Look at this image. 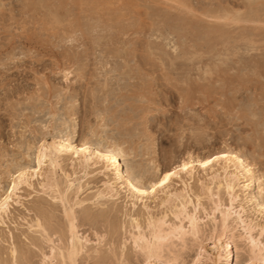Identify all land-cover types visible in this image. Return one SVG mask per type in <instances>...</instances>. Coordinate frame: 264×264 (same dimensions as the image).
<instances>
[{
    "label": "rangeland",
    "instance_id": "1",
    "mask_svg": "<svg viewBox=\"0 0 264 264\" xmlns=\"http://www.w3.org/2000/svg\"><path fill=\"white\" fill-rule=\"evenodd\" d=\"M66 136L91 150L120 148L123 167L144 173L145 184L155 168L233 151L264 187V0H0V195L17 169L36 167L39 144ZM60 163L82 186L67 193L70 204L84 201L72 210L77 234L89 241L75 264L262 263L236 214L221 224L201 170L185 189L198 233L171 237L147 259L132 243L131 221L143 229L149 214L186 230V219L172 216L173 201L161 203L159 191L151 201L133 199L117 181L119 193L97 206L90 197L113 182L112 172L96 165L83 177L67 157ZM43 170L19 186L0 218V264H70L57 257L68 223ZM179 181L172 178L171 193L183 190ZM240 181L234 211L264 245V211L246 202ZM218 197L228 207L225 194Z\"/></svg>",
    "mask_w": 264,
    "mask_h": 264
},
{
    "label": "bare ground",
    "instance_id": "2",
    "mask_svg": "<svg viewBox=\"0 0 264 264\" xmlns=\"http://www.w3.org/2000/svg\"><path fill=\"white\" fill-rule=\"evenodd\" d=\"M55 138H54V141L39 144L37 149H35L36 150L34 154L35 155L34 161L36 162L35 168L31 167V169H29V168L23 167V168L17 169L14 173L10 175L11 180H10L9 186L7 190H5L0 195V218L2 217L3 214H6L9 203L11 202L10 200H12V197L18 198L16 191H18L19 186L24 184L25 186L29 187L30 185L29 181L33 179L34 176L35 177L37 175L41 176L43 167L46 166L49 169V173H50L49 179H51L52 181L51 184H49L50 188L52 189L51 192L54 191V193L63 203L64 212H65V216L67 217V223H68L67 225L68 226V237L65 240L66 243H65L64 248L56 250L58 251L57 252L58 256L56 255L57 257H60L62 260L67 259L70 262V264H75L74 262L75 257L80 252H82L84 248L89 247V246L85 247V245H87L85 243L89 241H87V239L83 241L82 237L80 236L81 237L80 238L79 235L77 234V231L75 229L76 227L74 225V215H73V210H72L74 205H81L84 201L78 198L79 201L78 200L76 201L74 199L75 201L71 202V200L69 199L71 202L70 204L69 201L67 200L68 192L73 190L74 193L77 194L79 191L82 190V186L80 185L79 178H75L76 177L75 175H74L75 177L73 176L74 177L73 178L70 175L71 173L66 174L65 172L62 171L60 161H63V159L67 157L71 161V163H76V166H78L81 169L83 173V177L88 176L87 169H89V167H93L96 165H100V167H97L96 169L99 168L105 171L109 170L112 172L113 182H110V183L105 182L104 188L102 190L100 189V190L95 191L90 197L94 199L93 203L97 204V206L104 205L108 200L112 199L119 193V192L117 193V190H116L117 188L113 189L114 188L113 184L117 183V181L120 182L119 183L120 186H123V188H125V190L130 194L131 197H134L133 199H137L139 201L141 200L144 202L147 201L148 199L151 201V199H154L156 196V193L159 191L164 194V197L161 203L169 199L173 201L174 204L172 208L174 211V215L172 216H175L176 218L181 217L179 220L177 219L179 223L182 221L181 219H184V220L186 219V222H187L186 230L184 229L183 226H181L182 224L178 225L179 223L177 224L178 226H175V225L165 226V222H164L165 220L163 221V219H154V217H151L149 214L146 216V219L144 218L145 219L144 223H145V228L147 230V233L143 231V229L145 228L143 229L141 228V225L137 219H132L131 221V227L135 229L136 231L135 234L134 233L131 234L132 243L136 249H138L140 252H142L147 257V259L152 256L153 257L159 256V252L161 248H163L162 247L163 243L169 240L171 237H174V238L178 237L177 239H179V238H182L184 235H186V233H189V235L191 236H195L198 233V223L199 222L197 220V217L194 215V213L191 214V211L190 213H188L189 211H187V205L191 203L190 202L191 199L188 198L189 196L187 197L188 193L186 191H187V187H189L190 185V182L194 181L193 177L195 175V172L197 170H201L203 173L209 176V180H208L209 182L207 181L208 182L207 185L205 184L203 187L204 188L203 195L208 198L217 196L216 198H217L218 203H216L215 211L217 210L220 215L221 224L224 227H226L227 222L230 219L231 215L236 214L237 216L236 218L242 224H244L241 227L245 231V234H247V237L245 238L248 242L247 244L249 246L250 254L252 253L253 257L260 258L262 262L261 264H264V245L261 244L260 240L254 239V237H252L251 235V231L254 229V225H252L251 223L249 224L244 223V221L241 220L238 213L234 211V206H233L234 203L237 202V199L239 196L237 193L238 192L237 187H239V181L241 178L243 182L241 186L244 188L243 195L245 196L246 202L250 203V205L255 203V205L258 207L259 212L263 213L262 211H264V201L262 200L261 196L263 195L264 187L260 180V177H257V175H255L254 173L255 170L253 171L252 169L253 167H251L250 165L251 163L249 162L250 163L249 164L246 161V159L240 156L238 153L233 152V151H221L220 150V152L213 154L210 157L205 158V159H200L197 156L193 158L191 156L181 161L179 164L175 165L174 167H171L168 170L159 171L155 168V172H154L155 176L152 177L153 176L152 175L151 178H148V181H145L147 184H145L141 180L144 177V173H140L138 176H134L131 173L130 168L123 167L122 162L124 161L125 153L120 148L118 149L116 147H111V146L103 147L102 145L101 146L97 145L96 147H94V149L91 150L87 142L76 144L73 141V138L70 136L58 137L56 138V140ZM56 170L57 171L59 170L61 172V175L57 176ZM100 172L101 171H98V173ZM166 175L168 178L165 180ZM184 176H186L185 177L186 179H183ZM173 177L180 180L179 182H181V184L183 185V190H181L179 193H174V192L171 193L170 192L171 190L169 191L170 182L172 181ZM59 180L63 181V186L60 185L61 182ZM161 181H163V183H161ZM46 182L47 181H45V183ZM73 191L71 193H73ZM219 192L224 193L225 196L227 197L228 199L227 201L229 202L228 207L221 206L220 197H218ZM193 194L195 195V193ZM195 197H196V202H197L196 204L199 205L200 197L198 195H195ZM41 222H44V221H41ZM36 226L41 228L39 221L36 222ZM261 229L259 232H262L263 229L262 230ZM56 231L59 232V230H56ZM218 238H217L218 247L219 248L223 247L225 249L228 260H233V256L231 255V252L229 250L228 243L226 241L225 243H222L220 239ZM228 239L230 238L228 237ZM36 244L38 245V243ZM215 249H217L216 246H215ZM87 251L89 250L87 249ZM230 264H233V262H231ZM235 264H237V262H235Z\"/></svg>",
    "mask_w": 264,
    "mask_h": 264
},
{
    "label": "snow or ice",
    "instance_id": "3",
    "mask_svg": "<svg viewBox=\"0 0 264 264\" xmlns=\"http://www.w3.org/2000/svg\"><path fill=\"white\" fill-rule=\"evenodd\" d=\"M169 175H171V174H169ZM168 177H167V175L165 176V180L167 179ZM161 183H163V181H161Z\"/></svg>",
    "mask_w": 264,
    "mask_h": 264
}]
</instances>
